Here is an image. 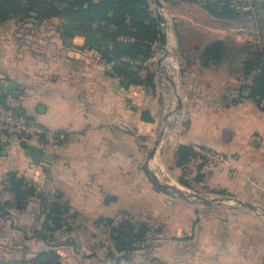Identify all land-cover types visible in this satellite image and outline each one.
<instances>
[{"label": "crops", "instance_id": "1", "mask_svg": "<svg viewBox=\"0 0 264 264\" xmlns=\"http://www.w3.org/2000/svg\"><path fill=\"white\" fill-rule=\"evenodd\" d=\"M15 22L0 24V92L14 83L18 95L6 99L48 133L42 144H27L52 154L42 162L39 190L61 192L75 214L69 220L72 230L56 234L53 249L61 264H116L110 257V229L97 221L123 213L152 230L147 244L120 264H264V110L250 97L252 77L196 59L175 83L161 78V58L155 57L156 88L126 89L119 78L107 75L98 52L65 48L56 31L45 30L28 47L14 33ZM180 36L175 34L181 47ZM187 51L200 53L193 46ZM171 94L175 103L165 98ZM180 100L179 120L162 140L170 177L180 188L210 191L213 198L242 200L260 210L189 203L154 182L152 172L159 178L156 157L152 162L148 151ZM23 143L0 154V191L10 171L34 176ZM180 145L212 151L224 161H209L196 152L184 174L176 164ZM199 174L203 180L193 182ZM185 175L193 188L179 182ZM43 221L34 198L24 211L0 214V264H33L37 253L49 248L35 237ZM79 230L87 232L84 251L76 244Z\"/></svg>", "mask_w": 264, "mask_h": 264}, {"label": "trees", "instance_id": "2", "mask_svg": "<svg viewBox=\"0 0 264 264\" xmlns=\"http://www.w3.org/2000/svg\"><path fill=\"white\" fill-rule=\"evenodd\" d=\"M242 1L201 0L214 17L226 20L236 19L240 13L238 10L246 9L247 5L243 7ZM257 5V1L248 4L255 8ZM251 8L245 13H251ZM53 19L59 21L56 32L65 48L98 52L108 67L107 75L119 78L124 88H156V73L151 69V61L158 51L160 32L151 0H0V24L10 20L42 24ZM76 38H82L83 43L76 44ZM194 48L200 50L201 64L206 66L222 62L227 45L223 40L215 39L204 47L197 44ZM244 66L245 75L252 77L250 97L261 106L264 101V48L251 53ZM144 117L148 119L146 115ZM195 156L192 145L178 147L176 164L183 168L184 174ZM186 176L180 178L179 182L193 188ZM202 180L200 174L193 178L196 183ZM7 194L12 198L4 199ZM33 198L39 201L40 212L44 215L42 228L35 232V237L44 241L49 248L37 253L31 262L61 264L59 254L53 249L58 246L56 234L71 231L69 220L75 218L61 192L48 195L26 176L10 171L0 191V214L6 217L11 210L24 211ZM114 220L100 218L97 223L110 229L113 239L110 257L120 264L121 260L130 259L136 250L147 244L152 229L147 223L132 220L114 226ZM152 262L161 264L155 260Z\"/></svg>", "mask_w": 264, "mask_h": 264}, {"label": "rangeland", "instance_id": "3", "mask_svg": "<svg viewBox=\"0 0 264 264\" xmlns=\"http://www.w3.org/2000/svg\"><path fill=\"white\" fill-rule=\"evenodd\" d=\"M163 1V12L165 13L166 19L168 21V25L173 29L175 34L177 32L181 35V43L182 46H179V42L177 39V46L175 50H171L166 53L160 49V42L158 43V51L156 54V61L161 58V68L160 71L162 72V79H165V75L170 77V79L174 80L176 83H180L181 73L185 72L186 69L189 68V64L193 61H200L201 63V52L199 54L188 52L187 49L189 47L193 48L199 44L201 47H204L211 41L215 39L223 40L226 45V56L224 60L220 63L215 64H223L225 67H229V69L236 71L240 70L244 75V65L249 58V56L256 53L258 50L264 48V0H245L242 1V5L248 6V4H252V2L257 1V7L246 6V9H250L251 13H245V10L240 8L239 16L236 19L226 20V19H219L214 17L203 5L201 0H162ZM154 12L156 14V5L151 0ZM241 5V7H242ZM157 18V14H156ZM55 22V23H54ZM16 27L14 33L20 35L18 36L21 41L27 44V46H31L33 43V38L43 30L48 32H55L56 26L58 25L59 21L57 19H53L50 21H45L42 24H37L34 21H24V22H15ZM55 24V25H54ZM42 30V31H41ZM33 36V37H32ZM33 39V40H32ZM32 42V43H31ZM47 40L44 41L47 44ZM186 52V53H185ZM170 55V56H169ZM166 56V58H165ZM169 57L174 56L173 60L176 64L175 72L174 70H170L169 73H166V69L169 65L166 62V59ZM176 56V58H175ZM165 58V59H164ZM163 62V63H162ZM156 64V62H154ZM178 68V71H177ZM152 71L155 72L156 67H151ZM160 73V72H159ZM174 73V74H173ZM164 81V80H163ZM166 99H171L174 103L176 102V97L174 94L165 97ZM262 109V108H261ZM263 110V109H262ZM171 116L172 119L168 120L165 125H162L160 130L165 129L169 130L170 125L172 123H176L179 120L178 114L179 111L176 108V104L172 108ZM153 145V144H152ZM149 149V154L151 153L152 146ZM167 148L164 144L158 149V152L161 153L162 160L167 164L163 159ZM165 158V157H164ZM167 170V168H166ZM169 176L172 177L171 173L167 170ZM173 178V177H172ZM183 189V188H182ZM167 191V190H166ZM183 191L188 192L192 195V199H195V195L201 194L208 198H213L214 195L210 193V191H204L200 193L198 191L188 190L186 188ZM169 192V191H168ZM171 193V192H169ZM174 195L173 193H171ZM177 197V196H176ZM182 199V198H181ZM189 203H192L188 201ZM235 205V202H231ZM262 213V212H261ZM136 221V220H135ZM134 221V222H135ZM79 235V241L76 242L80 250L84 251V245L87 241L85 236L87 232L79 230L77 232ZM90 238V237H89ZM16 255H21L16 254ZM15 255V256H16ZM10 259V256H7L6 259ZM3 264V263H2ZM11 264H18V263H11Z\"/></svg>", "mask_w": 264, "mask_h": 264}, {"label": "built area", "instance_id": "4", "mask_svg": "<svg viewBox=\"0 0 264 264\" xmlns=\"http://www.w3.org/2000/svg\"><path fill=\"white\" fill-rule=\"evenodd\" d=\"M260 107L264 109V101ZM47 136V131L37 120L21 111L14 104H11L9 100L5 99L2 102L0 105V154L2 151L10 149L16 142L21 140H24L25 143L34 142L42 144ZM60 138H63V136ZM195 151L202 158L209 161H224L221 155L213 153L212 151L200 147H196ZM41 169L42 163L34 166V176L28 178L31 183H38L39 178L42 176ZM128 220H132V216L123 213L115 218L113 225L118 226L120 223Z\"/></svg>", "mask_w": 264, "mask_h": 264}, {"label": "water", "instance_id": "5", "mask_svg": "<svg viewBox=\"0 0 264 264\" xmlns=\"http://www.w3.org/2000/svg\"><path fill=\"white\" fill-rule=\"evenodd\" d=\"M153 3L156 5V14H157V22L159 26V32H160V49L164 52H167V44H168V39H167V19L165 16V13L163 12V1L162 0H152ZM162 61V60H161ZM160 61V62H161ZM16 85L14 83H9L5 90L1 93L0 95V105L2 102L12 93H15L17 96L18 93L15 91ZM250 94V91L248 89H245L244 95L248 96ZM182 109V101L180 100V104L178 106V111L179 113L181 112ZM165 134V129H163L160 133V137L157 139L155 146L151 152L150 158L153 159L155 155L158 152L159 147L162 144V140ZM23 147L26 149V152L29 156H31V159L33 161V165H39L43 161H50L52 159V154L45 152L44 149L42 148H36L33 146L28 145L27 143H23ZM153 180L157 184L158 187L165 189L174 195L186 200L190 201L192 203H201L207 206H213V205H219V206H224V207H229V208H240V207H247L249 209H252L254 211L260 210V207L244 202L242 200L238 199H233V198H226V197H216V198H208L206 196H203L201 194L195 195V199H192V195L189 194L188 192L183 191V189H180L176 186H172L169 184L161 183L160 180L157 178L155 172H152ZM231 202H235L236 204L233 205Z\"/></svg>", "mask_w": 264, "mask_h": 264}, {"label": "bare ground", "instance_id": "6", "mask_svg": "<svg viewBox=\"0 0 264 264\" xmlns=\"http://www.w3.org/2000/svg\"><path fill=\"white\" fill-rule=\"evenodd\" d=\"M166 26L168 28V26H169L168 25V21H167ZM176 46H177V43H176L175 33H174L173 29L169 26L168 45H167V52L166 53L169 52V54H170L171 50H175ZM169 56H168V58L166 59V62H165V63L169 64V65H167L169 67V69L168 68L166 69V73H169L170 70H174L172 72H175V68H176V64H177V63L175 64V62L173 60L174 56H173V58L169 57ZM165 58H166V56H165ZM175 58H176V56H175ZM177 71H178V68H177ZM170 73H171V71H170ZM156 155H157V156H155L156 160H155V157H154L152 159V162L155 160V162L153 163V168L157 171V174L159 176V178L158 177L157 178L162 181V182L160 181L161 183L164 182L165 184H169V185L178 187L179 184L175 183V181L167 173L165 165H164V162H163L160 154H156ZM178 188H180V187H178ZM180 189H182V188H180Z\"/></svg>", "mask_w": 264, "mask_h": 264}]
</instances>
